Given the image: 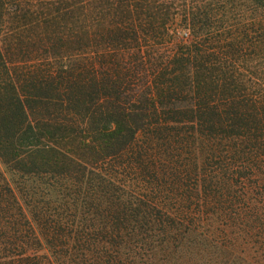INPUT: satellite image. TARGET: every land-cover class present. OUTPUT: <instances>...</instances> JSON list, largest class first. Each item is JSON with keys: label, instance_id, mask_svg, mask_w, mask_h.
Listing matches in <instances>:
<instances>
[{"label": "trees", "instance_id": "1", "mask_svg": "<svg viewBox=\"0 0 264 264\" xmlns=\"http://www.w3.org/2000/svg\"><path fill=\"white\" fill-rule=\"evenodd\" d=\"M139 132L264 148V0H0V247L37 211L79 240L83 204L120 234L149 199L101 167Z\"/></svg>", "mask_w": 264, "mask_h": 264}, {"label": "rangeland", "instance_id": "2", "mask_svg": "<svg viewBox=\"0 0 264 264\" xmlns=\"http://www.w3.org/2000/svg\"><path fill=\"white\" fill-rule=\"evenodd\" d=\"M152 136L139 132L128 151L101 167L125 195L149 199L136 206V215L115 221L126 223L120 234H110L102 221L106 205L93 216L83 204L65 219L81 227V238L68 225L56 242L37 211L40 220L31 219L36 238L22 223L17 236L1 239L0 264H264V148L250 151L253 143L232 141L226 149L224 142L202 139L190 142L185 154Z\"/></svg>", "mask_w": 264, "mask_h": 264}]
</instances>
